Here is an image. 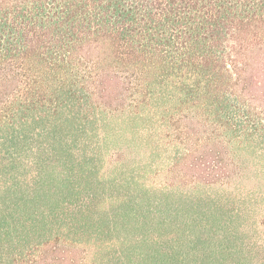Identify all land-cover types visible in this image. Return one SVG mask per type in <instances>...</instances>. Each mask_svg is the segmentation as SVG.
Wrapping results in <instances>:
<instances>
[{"label":"trees","instance_id":"1","mask_svg":"<svg viewBox=\"0 0 264 264\" xmlns=\"http://www.w3.org/2000/svg\"><path fill=\"white\" fill-rule=\"evenodd\" d=\"M0 264H264V0H0Z\"/></svg>","mask_w":264,"mask_h":264}]
</instances>
